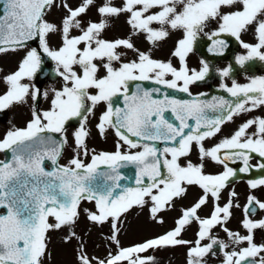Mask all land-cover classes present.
Listing matches in <instances>:
<instances>
[{
    "label": "snow or ice",
    "instance_id": "snow-or-ice-1",
    "mask_svg": "<svg viewBox=\"0 0 264 264\" xmlns=\"http://www.w3.org/2000/svg\"><path fill=\"white\" fill-rule=\"evenodd\" d=\"M93 9L96 19H85ZM53 10L63 15L49 19ZM121 17L128 34L106 39ZM213 23L216 28L206 34L209 52L223 55L228 44L221 37H233L246 50L236 56V64L264 62V0H79L75 6L70 0H0V55L24 52L15 70L0 75V112L32 101L25 126H13L0 139V152L10 153L0 160V264H45L51 258L48 234L64 229L65 243L79 241L76 264H156L155 257L144 254L176 247L187 248V264H207L205 258L215 255L217 247L223 264H264V244L254 240L256 230H264V218L252 219L264 211V199L256 195L264 191V175L247 181L249 194L239 222L246 235L227 227L233 209L240 208L239 193L230 185L238 174L264 173V118L247 119L206 146L235 117L264 106V77L244 85L233 80L231 87L222 82L221 90L233 101L193 96L191 86L205 80L210 66L201 60L199 70L190 68L188 58L199 34ZM249 31L254 43L242 39ZM173 33L180 35L170 58H154L152 50ZM134 38L149 48L141 50ZM45 58L61 82L50 89L51 95L35 83ZM230 71L225 68L219 75L223 79ZM167 90L191 99L170 97ZM41 98L49 102L45 110H40ZM100 106L104 110L94 127L101 138L114 132L113 152L88 147L90 117ZM72 121L77 125L69 140ZM68 147L73 155L61 164ZM253 158H258L256 165L250 163ZM209 165L222 170L210 173ZM128 166L135 169V186L121 183L126 179L121 169ZM191 187L200 194L180 208L171 230L132 247L120 246L122 219L130 210L148 207L150 218L162 224L160 214L174 210ZM84 202L95 210L82 209ZM209 205V214L202 217ZM82 213L92 226L110 225L114 254L103 259L87 254L75 231ZM192 225L196 239H183ZM218 227L228 243L213 235Z\"/></svg>",
    "mask_w": 264,
    "mask_h": 264
},
{
    "label": "rangeland",
    "instance_id": "rangeland-1",
    "mask_svg": "<svg viewBox=\"0 0 264 264\" xmlns=\"http://www.w3.org/2000/svg\"><path fill=\"white\" fill-rule=\"evenodd\" d=\"M70 2L73 4V6H75L77 3H79V0H70ZM116 2L119 3V0H116ZM61 15H63L61 11L53 10V13L49 17V19L58 20ZM88 18L96 19L94 9L89 13L88 17H85V19ZM215 28H216V24L213 23L208 28H206L203 33H200L199 35H206L207 33L213 31ZM128 32L129 29L125 24V18L121 17L118 20L114 21L112 28L108 31L105 38L113 39V38L125 37L128 34ZM179 35L180 34L178 33L171 34L169 39L163 42L160 45V47L153 49L152 50L153 57L162 60H167L168 58H170V52L174 46V42L179 37ZM134 39L137 46L141 48V50H147L149 48V45H147V43L144 42L142 38L140 39L134 38ZM242 39L248 43L255 42L252 31L242 34ZM244 54H246V50L240 46L238 55H244ZM23 55H24L23 51L0 55V69H3V72L0 73V75H4L15 70L18 61L22 58ZM201 60L203 59L193 50V52L190 54L188 58L189 67L198 70V68L201 67L200 64ZM217 68L218 67L216 66L215 69ZM245 75L246 76H239L238 78L235 79V81L237 83H240L241 85H244L249 83L250 80L253 78L264 77V66H262L261 69L256 71L255 74L245 73ZM230 83H231L230 81H226L225 84L229 85ZM60 86H61V82L59 81V78L55 80H47L42 84V92L49 91V94L51 95L50 89L53 87L59 88ZM206 89L207 87H203V86L201 87L194 84L191 86L190 91L192 92V94H194L200 91H206ZM48 104H49L48 101L42 99L39 105L40 110H45L48 107ZM31 108H32V101L29 98L27 103L15 105L11 109L4 110L3 112H5L6 115H4L3 112L2 114H0V116H3L0 117V139H2L5 132L10 128H12L13 126L17 128H23L26 122L30 119ZM103 110H104L103 106L98 107L95 116L90 117V123L88 127L91 129L92 135L88 140V147L90 150L95 149L96 152H100V151L113 152L115 151V144L117 142V138L114 132L112 130H109L106 133V138H101L97 134L96 129L94 127V125L97 122L98 116ZM254 117L264 118V106L257 108L255 111L251 113H246L235 117L233 122H230L223 126L221 133L218 134L217 137H215L212 141L206 142V144H208L209 145L208 147H210L213 144L218 143L225 136H228L232 132H234L237 129V127H239V125L242 124L245 120L252 119ZM75 126L73 124L72 126L69 125L68 127L69 140H71V133L75 130ZM227 129H230V132L227 135H225ZM249 131L250 132L254 131V129H250ZM96 134L98 138L96 137ZM72 155L73 153L71 151V147L66 148L64 152V156L62 160H60V162L62 164L66 163L72 157ZM85 159L87 162L90 159V157ZM192 159L195 162L197 157L193 154ZM206 170L212 173L215 171L218 172L220 168L209 165ZM247 187L248 186L246 181L235 182L230 185V189L245 190V193L242 194L243 197L242 195H240L236 203L245 201L247 194H249ZM196 193L200 194L199 189L196 190L193 187L189 188L186 197L181 201H177L176 206L184 207L183 204H185L186 202L189 203H186L185 206L191 204L194 201L192 197ZM256 195L258 198L264 199V191L258 190L256 192ZM81 208L82 209L87 208L93 211L95 210L94 204H90L88 202L82 203ZM204 211H206V209H204ZM170 215L171 212L168 211L163 212L162 213L163 223L155 224V221H153L150 218L148 207H145L143 209L133 208L122 219L121 230L119 234L120 246L122 247L125 244L128 245L129 243H134L147 237L148 239L155 238V237L151 238L150 236L158 232H161L167 228V220ZM238 216L239 214L238 215L235 214V217ZM261 218H264V211H261L260 213L252 216V219L254 220H259ZM239 219L242 220L243 215L240 216ZM191 227H194V225H192ZM75 231L84 241L87 249V254L90 257H99L103 259L105 256L108 255L109 252H113L116 250L115 245H112L108 239L110 235L109 225H105L102 228H97L95 226H92L87 222L86 218H84L82 213L81 220L76 226ZM190 231L193 233L192 229ZM67 232L68 230L64 229L62 231H52L48 234L49 235L48 252L51 254V258L48 259L46 257L45 264H76V249L78 248L79 241L73 239L71 242L65 243L64 237L66 236ZM224 237L227 239L226 235H224ZM187 240H193V238L191 239L190 237H188ZM254 240L255 243L259 241L264 242V230H256ZM226 242H228V240ZM184 248L186 247H176L173 249L168 248L164 250L151 251L149 254H147V256L158 257V261H156V264H172L170 262L172 259V254L179 252L180 250L182 251V249Z\"/></svg>",
    "mask_w": 264,
    "mask_h": 264
},
{
    "label": "flooded vegetation",
    "instance_id": "flooded-vegetation-1",
    "mask_svg": "<svg viewBox=\"0 0 264 264\" xmlns=\"http://www.w3.org/2000/svg\"><path fill=\"white\" fill-rule=\"evenodd\" d=\"M121 38H122V37H121ZM113 39H115V38H113ZM174 43H175V42H174ZM239 50H240V44L238 43V47H237V49H236V51H235V53H234V62H235V58H236V56H238V51H239ZM129 58H130V57H129ZM204 61H205V60H204ZM205 62L208 63L207 61H205ZM235 63H236V62H235ZM216 66L218 67L217 69H215ZM262 66H264V62H261V61H251V62L245 64L244 67H240L238 64H235V67H234V69H233V66H231V62H230L229 60H226V59L218 60V61H216V62L212 65V67H214V73H213V75H212V78H211V79H208V77H206L205 80H204V81H200V82L198 83V85L201 86V87H202V86H203V87H207V89H208V88H209V84H212V85H215V86H219V85H221L222 82L225 84L226 81H230L231 83H230L229 85H227V86L231 87V84H232V81H231V80H235V79L238 78L239 76H246L245 73H248V74H249V73H251V74H255L256 71H258L259 69H261ZM229 67L231 68V71H230L229 76H228V77H225V78L222 79V78L220 77V75H219V72L222 71L223 69H225V68H229ZM254 72H255V73H254ZM210 76H211V75H210ZM56 78H57V77H56ZM47 80H48V79H44V80H42V83H41L40 86H39L41 92H42V84H43L45 81H47ZM35 83H36V81H35ZM236 83H237V82H236ZM238 84H240V83H238ZM240 85H241V84H240ZM207 89H206V90H207ZM41 100H42V98H41ZM41 100H40V102H41ZM39 105H40V103H39ZM30 112H31V111H30ZM0 114H2V112H1ZM3 114L6 115L5 112H3ZM0 117H3V116H0ZM30 118H31V115H30ZM1 119H2V118H1ZM73 124H74V126H75V125H77V122H76V121H72V122H70L69 125L72 126ZM24 126H25V125H24ZM68 127H69V126H68ZM237 128H238V127H237ZM229 132H230V129H227L225 135H227ZM206 146H209V145L206 144ZM65 150H66V148H65ZM64 152H65V151H64ZM194 155H195V154H194ZM63 156H64V155H63ZM195 156H196V155H195ZM62 158H63V157H62ZM62 158H61V159H62ZM257 159H258V158H253V159L250 161V163H251L252 165H256V163H257ZM232 166H233V167H237L238 165H232ZM262 175H264V174H262ZM260 176H261L260 172H257V171H255V170H253V174H252L251 176H242V177H240L238 180H236V182H241V181H246V182H247L249 179H256V178H259ZM234 183H235V182H234ZM193 188H195V187H193ZM195 189L198 190L197 188H195ZM247 190L249 191L248 187H247ZM235 191H236L237 193H239V196L242 195L243 193H245V190L235 189ZM198 195H199V194L196 193V194L192 197V199L195 201L196 198L198 197ZM247 195H248V194H247ZM242 197H243V195H242ZM225 199H226V193H225ZM194 201H193V202H194ZM193 202H192V203H193ZM186 203H189V202H186ZM186 203H185V204H186ZM192 203H191V204H192ZM222 203H223V201H222ZM245 203H246V199H245L244 202H239V203H238V204L240 205V208H234V209H233V219H232V221L227 225L228 228L233 229L234 231H239V232L241 233V235H246V232H245L242 228H240V226H239V222L241 221V220L239 219V217L243 215V206H244ZM185 204H183L184 207H185ZM191 204H189V205H191ZM189 205H187V206H189ZM210 207H211L210 205H209L208 207H206V208H205L206 211H204V210L201 211V212H200V215H201L202 217L207 216V215L209 214ZM178 208H179V209H178ZM180 208H182V207H181V206H176V208H175L174 210L168 211V212H171V215L168 217V220H167V228H166L165 230L161 231V232H158V233L152 235L151 238H152V237H157V236H159V235H162V234H164L165 232L171 230V229L174 227V220L178 217ZM260 212H261V211H258L257 214L260 213ZM235 214H236V215L239 214V216H238V217H235ZM160 217H161V219L163 220L162 213L160 214ZM155 224H157V222H155ZM159 224H161V223H159ZM191 229L193 230V233L190 231ZM196 231H197V228H196L195 225H194V227H190V228H189V229L183 234V239L187 240V238L190 237L191 239L193 238V240H195V239H196ZM191 235H193V236H191ZM213 235H214L216 238H218V239H220V240H223V241H225V242L228 240V239H226V238L224 237L225 233H224L223 231H221V230L219 229V227L213 230ZM184 237H185V238H184ZM147 239H148V238H147ZM204 243H207V241H205ZM226 243H228V242H226ZM256 244H257V245H260V244H264V242H263V241H259V242H256ZM243 246H246V245H243ZM170 249H173V248H170ZM231 250H232L231 247L228 248V249H226V251H231ZM115 251H116V250H115ZM115 251H113L112 253L114 254ZM151 251H152V250H149V251H148L147 253H145L144 255L147 256V254H149ZM205 259H206L207 264H223L224 256H223V253H221V252L219 251L218 247H217L216 252H215V255H209V256L206 257ZM155 260L158 261V257H155ZM170 262H171L172 264H187V248L182 249V251L180 250L179 252L173 253V254H172V259H171Z\"/></svg>",
    "mask_w": 264,
    "mask_h": 264
},
{
    "label": "water",
    "instance_id": "water-1",
    "mask_svg": "<svg viewBox=\"0 0 264 264\" xmlns=\"http://www.w3.org/2000/svg\"><path fill=\"white\" fill-rule=\"evenodd\" d=\"M222 39H224L227 44L228 47L224 50V54L223 55H215L211 52H209V48L211 47V41L208 40L207 37H198L197 41L195 42L194 48L196 49V51L208 62L209 66H210V72L209 75L207 76L208 79L212 78V75L214 73V70L212 68V65L215 61L218 60H222V59H226L229 60L231 62V66H233V69L235 67V62H234V58H233V53L237 47V41L235 40V38L233 37H221ZM31 46L36 47L37 43L36 42H31ZM45 66L43 68V71L39 74L38 79L36 80L37 82V86H40V83L42 82V80L44 79H54L56 78L53 75V65L51 63V61H47V59L45 58ZM44 73H47V75H45ZM211 75V76H210ZM199 83V82H197ZM144 86L146 88H152L155 87L154 85H151L149 83H145ZM168 95L170 97L176 98V99H180V100H188L191 99V97L187 96L184 93H179L176 92L174 90H167ZM202 93H198L195 94L193 96H200V99L202 100H211L212 97H222L226 100L229 101H233L234 98L230 97L228 95V93L224 92L223 90H221L220 86L216 87L212 84H209V90L206 92H203V94L205 95H200ZM116 106H122V103L120 101H117ZM211 115V114H210ZM165 116L172 121L173 123H176L174 118L171 116V113H166ZM157 147H163V145H157ZM3 154V158L0 160H6L10 158V153H4ZM46 165L49 166V168L51 167L50 163L46 162ZM239 167V165L237 166V168ZM121 174L124 175L126 177L125 180L121 181L122 184L127 185V186H135L133 183L134 177H135V169L132 166H128L126 168L121 169ZM253 174V171L251 172L250 175L251 176ZM245 176L243 174H238V178ZM4 210H0V214L3 213Z\"/></svg>",
    "mask_w": 264,
    "mask_h": 264
},
{
    "label": "bare ground",
    "instance_id": "bare-ground-1",
    "mask_svg": "<svg viewBox=\"0 0 264 264\" xmlns=\"http://www.w3.org/2000/svg\"><path fill=\"white\" fill-rule=\"evenodd\" d=\"M96 137L98 138L97 134H96Z\"/></svg>",
    "mask_w": 264,
    "mask_h": 264
}]
</instances>
